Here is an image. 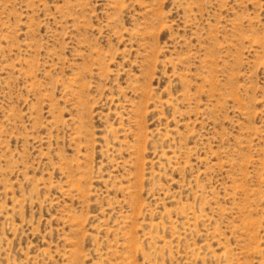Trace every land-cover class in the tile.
I'll return each instance as SVG.
<instances>
[{"label": "rangeland", "instance_id": "obj_1", "mask_svg": "<svg viewBox=\"0 0 264 264\" xmlns=\"http://www.w3.org/2000/svg\"><path fill=\"white\" fill-rule=\"evenodd\" d=\"M0 264H264V0H0Z\"/></svg>", "mask_w": 264, "mask_h": 264}]
</instances>
